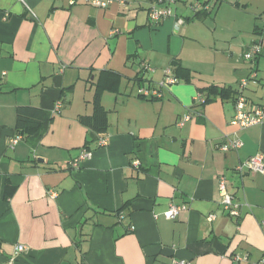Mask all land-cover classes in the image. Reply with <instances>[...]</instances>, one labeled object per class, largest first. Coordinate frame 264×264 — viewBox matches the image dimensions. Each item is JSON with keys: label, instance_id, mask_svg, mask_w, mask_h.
<instances>
[{"label": "crops", "instance_id": "0c3cea01", "mask_svg": "<svg viewBox=\"0 0 264 264\" xmlns=\"http://www.w3.org/2000/svg\"><path fill=\"white\" fill-rule=\"evenodd\" d=\"M205 1L208 10L193 19L175 6L151 27V0H114L107 8L84 0H0V264L264 260V173L235 170L264 154V122L231 124L232 98L193 103L198 88L236 90L248 74L243 54L264 42V30L257 32L264 5ZM242 9L253 18L241 17ZM262 51L257 78L243 90L256 103L264 102V43ZM173 59L193 72L191 81L177 80L157 98L138 96L140 86L157 87ZM144 62L154 70L141 73ZM113 74L116 91L101 92L108 142L98 145L99 134L77 117L91 113L99 76ZM24 105L40 107L43 121L11 147L16 108ZM189 111L191 119L177 125ZM233 139L242 146L220 149ZM220 176L239 204L237 217L222 208ZM171 202L187 209L167 219ZM16 244L25 251L11 259Z\"/></svg>", "mask_w": 264, "mask_h": 264}, {"label": "built area", "instance_id": "2783aa9c", "mask_svg": "<svg viewBox=\"0 0 264 264\" xmlns=\"http://www.w3.org/2000/svg\"><path fill=\"white\" fill-rule=\"evenodd\" d=\"M70 4H74L76 0H68ZM86 3L98 7V8H107L114 0H84ZM179 0H151L150 6L148 8V21L151 27L157 26L163 19L173 14V8L171 4H176ZM186 3L187 8H189L193 13L208 10L209 3L205 0H181ZM32 15L34 13L31 11ZM114 31H112L113 33ZM263 39L260 38L253 42L250 47L244 52L243 58L249 63V71L245 77H242L237 82V90L238 93L236 95V99L234 100V115L230 121L231 124L238 126V128H246L251 125L261 124L264 122V102L256 103L248 100V98L244 95L243 90L247 86L250 81H255L256 76V67H255V57L262 52L263 48ZM154 69L149 66L148 63L144 62L141 66V71L151 72ZM176 83V78L171 72V68L167 67L164 69L162 78L158 81L156 88H148L140 86L137 88V95L143 96L147 98L160 97L161 92L160 89L166 87L168 85ZM204 95L201 92H197L193 97L194 106H199L204 103ZM263 100H264V92H263ZM60 106V102L57 101L55 103V109H58ZM191 112V113H190ZM193 111H189L183 116L179 118L177 121V125L182 126L184 123L191 119V115ZM196 114V112L194 113ZM20 139V135H16L11 138L9 142V146H14L18 140ZM108 142V137L104 133H100L98 136V145H105ZM242 146V142L239 139L229 140L227 142L222 143L219 147L221 150L226 151L229 149H238ZM87 152L83 151L78 159L84 158ZM243 167H246L250 170L262 172L264 173V154L262 152H257L251 155L245 162H241L236 165L235 170L238 172H242ZM217 188L220 195V203L222 208L226 213L231 217L239 216V204L234 201L233 195L229 193L226 186V179L224 176H220L217 180ZM51 196H55L56 193L54 191L49 190ZM186 204H175L169 203L166 210L163 211V216L167 219H174L177 217L180 211L186 210ZM214 215L211 214L208 216V219L212 220ZM264 224V222H263ZM25 251V246L23 244H16L14 246V253L11 259H14L19 253ZM235 260L241 261L246 260V256H234ZM171 264H191L189 260L178 258L174 259ZM255 264H264V260H261Z\"/></svg>", "mask_w": 264, "mask_h": 264}, {"label": "trees", "instance_id": "16d2710c", "mask_svg": "<svg viewBox=\"0 0 264 264\" xmlns=\"http://www.w3.org/2000/svg\"><path fill=\"white\" fill-rule=\"evenodd\" d=\"M200 12V11H199ZM199 12H196L190 17L193 19ZM264 30L263 27H257V32L261 33ZM263 52V51H262ZM262 52L255 57V63L257 58L262 54ZM172 66L171 72L177 80H182L184 82L191 81L193 72L184 66L177 59H173L171 62ZM140 72L142 73L141 69ZM116 76L113 74L108 77V80L103 81L100 76L96 82L95 90L92 97V111L90 114H80L77 119L80 124L91 130L94 135H98L106 131L107 128V111L101 104V92L104 90L116 91V81H114ZM142 76H139V81H141ZM198 92L204 93V105L215 98L219 97L221 99L232 98L233 101L236 99L238 90H234L229 86H219L216 84H210L198 88ZM143 97V96H141ZM156 98V97H154ZM152 99V97H151ZM16 121L15 130L21 137L30 135L31 133L37 131L43 121V111L40 107L36 106H18L16 108ZM94 140V138L86 139L85 145ZM87 147V146H86ZM89 151V147L86 148Z\"/></svg>", "mask_w": 264, "mask_h": 264}, {"label": "rangeland", "instance_id": "374dc122", "mask_svg": "<svg viewBox=\"0 0 264 264\" xmlns=\"http://www.w3.org/2000/svg\"><path fill=\"white\" fill-rule=\"evenodd\" d=\"M202 1H204V0H202ZM182 2H183V1L179 0V1L176 2L175 5L171 4V6L173 7V9H175V6H176V7H177L176 9L183 10V11H185L186 13H189L190 15H193L194 13H193L189 8H187V6L182 5ZM259 3H260V4L263 3V5H264L263 0H261ZM240 12H241V17H245V18H247L248 20H249V18H253L252 15H248V10L246 11V10H243V9H242ZM259 15H260V16H259ZM259 15H257L259 18H260V17H264V9H263V11L260 12ZM212 16H214V14H212ZM208 18L210 19V17H208ZM261 21H263V19H262ZM260 36H263V37H264V32H263L262 34H259V35H258V38H260ZM232 42H234V41H232Z\"/></svg>", "mask_w": 264, "mask_h": 264}]
</instances>
